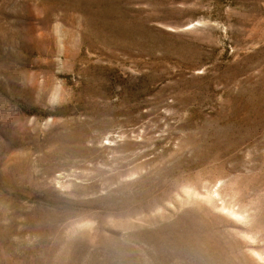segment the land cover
I'll return each mask as SVG.
<instances>
[{
    "label": "rangeland",
    "instance_id": "rangeland-1",
    "mask_svg": "<svg viewBox=\"0 0 264 264\" xmlns=\"http://www.w3.org/2000/svg\"><path fill=\"white\" fill-rule=\"evenodd\" d=\"M0 264H264V0H0Z\"/></svg>",
    "mask_w": 264,
    "mask_h": 264
}]
</instances>
